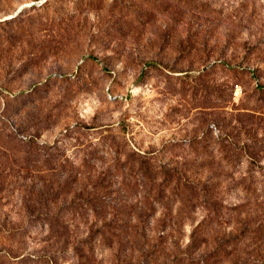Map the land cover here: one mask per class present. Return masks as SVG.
<instances>
[{
	"label": "rangeland",
	"instance_id": "374dc122",
	"mask_svg": "<svg viewBox=\"0 0 264 264\" xmlns=\"http://www.w3.org/2000/svg\"><path fill=\"white\" fill-rule=\"evenodd\" d=\"M0 264H264V0H0Z\"/></svg>",
	"mask_w": 264,
	"mask_h": 264
}]
</instances>
